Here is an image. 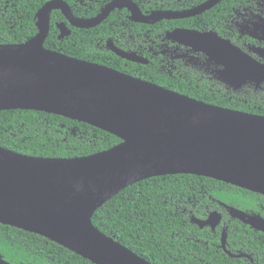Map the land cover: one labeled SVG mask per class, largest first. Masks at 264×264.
Returning a JSON list of instances; mask_svg holds the SVG:
<instances>
[{"label":"water","instance_id":"95a60500","mask_svg":"<svg viewBox=\"0 0 264 264\" xmlns=\"http://www.w3.org/2000/svg\"><path fill=\"white\" fill-rule=\"evenodd\" d=\"M221 0L183 11L143 15L130 0H112L95 17L76 18L62 0L36 13L37 34L22 44L0 45V112L36 111L105 131L121 143L87 157L34 158L0 147V224L41 236L93 264H151L101 233L92 216L134 183L166 175L211 178L264 196V116L224 109L133 78L105 66L49 51L43 44L53 10L77 29H90L115 9L129 20L152 25L197 16ZM59 38L69 35L57 25ZM171 40L185 43L224 67L217 80L237 90L264 82V65L212 32L176 28ZM106 47L128 62L146 65L134 52ZM228 214L264 233V219L229 209ZM217 211L190 222L213 230ZM221 232L220 247L225 249ZM241 257L242 255H238ZM0 264H7L0 259Z\"/></svg>","mask_w":264,"mask_h":264},{"label":"trees","instance_id":"16d2710c","mask_svg":"<svg viewBox=\"0 0 264 264\" xmlns=\"http://www.w3.org/2000/svg\"><path fill=\"white\" fill-rule=\"evenodd\" d=\"M51 0L10 1L0 12V45L22 44L37 34L35 15ZM76 18L95 17L112 0H62ZM94 2L95 0H91ZM142 14L154 11H183L207 0H131ZM247 0H221L212 9L197 16L155 23V32L164 34L176 28L214 30L222 35L218 21L224 7H238ZM142 7L150 10L143 11ZM129 11L114 10L99 25L90 29L70 26L61 11L53 10L44 48L81 61L99 64L125 75L187 96L209 105L264 116V92L252 86L226 91L214 80L192 69L160 70L152 60L147 65L128 62L106 47L127 51L130 31L148 33L151 25L131 23ZM65 23L69 35L59 38L57 25ZM146 57V56H145ZM176 65V64H175ZM181 73V72H180ZM121 143L115 136L88 124L36 111L0 112V147L16 154L45 159H72L107 151ZM244 215L264 218V196L245 189L194 175L153 177L128 186L111 198L92 216V224L101 233L144 258L151 264H250L231 258L219 247L220 232L198 228L194 217L205 220L222 207ZM226 222V250H241L252 255V264H264V233L255 231L238 219L222 212ZM0 259L7 264H93L41 236L0 224Z\"/></svg>","mask_w":264,"mask_h":264},{"label":"flooded vegetation","instance_id":"af4514ba","mask_svg":"<svg viewBox=\"0 0 264 264\" xmlns=\"http://www.w3.org/2000/svg\"><path fill=\"white\" fill-rule=\"evenodd\" d=\"M10 1L17 0H0V12L7 11V5ZM90 3L94 4V6L100 5L99 1L97 0H95L94 2L90 0ZM176 4L179 5L180 0H176ZM103 9L104 7L100 8L99 11H102ZM115 10L121 11L122 9ZM142 10L150 11L143 7ZM217 11H223L218 21V27L222 35H219L216 31L209 29L199 32H212L218 37L224 40H228L243 54L248 55L256 63L264 65V0H247L245 3H241L238 7H224L221 9H217ZM131 23L134 22L131 21ZM153 25L154 24L149 26L150 28L147 29L148 33L136 34L134 31H130V33H128L125 38L122 37L125 42L133 48V50L129 48L130 50H127V52H134L137 55L142 56L143 58L148 60V62L152 60L151 63L156 64L162 71L170 72V70L172 69L175 72L176 70H178L177 74H179V76H182V73H185L184 69H192L198 72L202 77L218 82L226 91L231 89L229 85L221 83L217 80L219 72L224 69L222 65L216 64L213 60L209 59V57L203 53L194 52L185 43L169 39L166 34L173 31L174 29L165 31L164 34L161 35V33L155 32V26ZM112 44L114 45V43ZM244 86H252L257 89V91L264 92V82H260L258 85L255 83H246L237 90L242 89ZM220 207H222V210L218 213L221 215V221L213 230H211L210 227L206 228H208L213 233L216 230H219L221 237V232L224 231L226 234L227 230L226 222L222 219V212L225 211L228 213V210L226 207H223L221 205ZM228 217L236 219L233 218L231 214H228ZM226 251L231 255H234V257H232L225 253L231 258H235L238 260L240 259L250 264L253 263L252 255H250L249 253H243L239 249L233 250V253L229 250ZM238 255L242 256L239 257Z\"/></svg>","mask_w":264,"mask_h":264}]
</instances>
